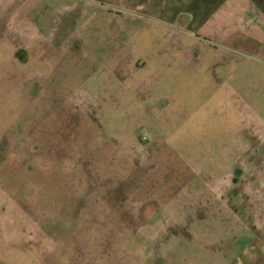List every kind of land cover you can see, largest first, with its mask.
<instances>
[{
	"label": "rangeland",
	"instance_id": "374dc122",
	"mask_svg": "<svg viewBox=\"0 0 264 264\" xmlns=\"http://www.w3.org/2000/svg\"><path fill=\"white\" fill-rule=\"evenodd\" d=\"M93 0H0V264H264V39Z\"/></svg>",
	"mask_w": 264,
	"mask_h": 264
},
{
	"label": "crops",
	"instance_id": "0c3cea01",
	"mask_svg": "<svg viewBox=\"0 0 264 264\" xmlns=\"http://www.w3.org/2000/svg\"><path fill=\"white\" fill-rule=\"evenodd\" d=\"M77 1V0H75ZM109 15L154 19L205 41L264 39V0H93ZM181 34V32H180ZM244 39V38H241Z\"/></svg>",
	"mask_w": 264,
	"mask_h": 264
}]
</instances>
